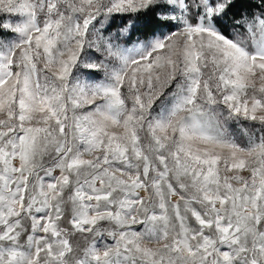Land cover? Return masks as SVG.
Here are the masks:
<instances>
[{
  "label": "snow or ice",
  "instance_id": "obj_1",
  "mask_svg": "<svg viewBox=\"0 0 264 264\" xmlns=\"http://www.w3.org/2000/svg\"><path fill=\"white\" fill-rule=\"evenodd\" d=\"M0 264H264V0H0Z\"/></svg>",
  "mask_w": 264,
  "mask_h": 264
}]
</instances>
